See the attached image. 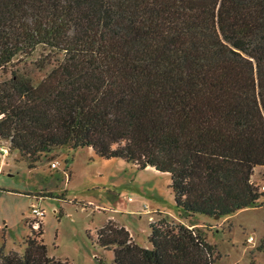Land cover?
<instances>
[{"label":"trees","instance_id":"16d2710c","mask_svg":"<svg viewBox=\"0 0 264 264\" xmlns=\"http://www.w3.org/2000/svg\"><path fill=\"white\" fill-rule=\"evenodd\" d=\"M60 53L38 83L13 69L0 81V138L31 166L56 146L171 173L187 214L258 205L264 165V0H0V68L39 44ZM28 221L25 252L0 264H71ZM152 246L115 218L98 229L113 264H215L216 243L168 215ZM264 245L259 248H263Z\"/></svg>","mask_w":264,"mask_h":264},{"label":"rangeland","instance_id":"374dc122","mask_svg":"<svg viewBox=\"0 0 264 264\" xmlns=\"http://www.w3.org/2000/svg\"><path fill=\"white\" fill-rule=\"evenodd\" d=\"M60 56L41 43L31 55H19L0 68V81L17 69L38 83ZM21 152L10 148L9 139L0 138V245L5 244L6 251L25 252L28 221L37 217L35 226L43 221L50 254L69 258L71 264H113L114 249L98 241V229L109 218L126 224L138 242L150 247L151 223L168 215L198 225L216 243L215 264H264V247L259 248L264 245V194L258 205L229 215L187 214L176 203L171 173L155 166L104 157L92 145L56 146L36 166ZM252 179L264 191V165L256 167ZM34 205L45 209V216H36Z\"/></svg>","mask_w":264,"mask_h":264},{"label":"built area","instance_id":"2783aa9c","mask_svg":"<svg viewBox=\"0 0 264 264\" xmlns=\"http://www.w3.org/2000/svg\"><path fill=\"white\" fill-rule=\"evenodd\" d=\"M53 165H57V162L56 161H54L53 162ZM33 211H34V213H35V215L36 216H41V217H43V216H45V214H46V210L45 209H43V208H41V207H39V205H34L33 206ZM35 225L36 224H38V219H37V217H35ZM249 239L251 240V241H254L255 240V237H254V235L251 233L250 235H249Z\"/></svg>","mask_w":264,"mask_h":264},{"label":"crops","instance_id":"0c3cea01","mask_svg":"<svg viewBox=\"0 0 264 264\" xmlns=\"http://www.w3.org/2000/svg\"><path fill=\"white\" fill-rule=\"evenodd\" d=\"M149 166H152V165H149ZM152 167H154V166H152ZM127 228H128L130 231H131V233H133V231L131 230V228H130V227H128V226H127ZM133 236H134V237H135V239H136V235L134 234ZM136 240H137V239H136Z\"/></svg>","mask_w":264,"mask_h":264},{"label":"water","instance_id":"95a60500","mask_svg":"<svg viewBox=\"0 0 264 264\" xmlns=\"http://www.w3.org/2000/svg\"><path fill=\"white\" fill-rule=\"evenodd\" d=\"M221 215H217V217H220Z\"/></svg>","mask_w":264,"mask_h":264}]
</instances>
